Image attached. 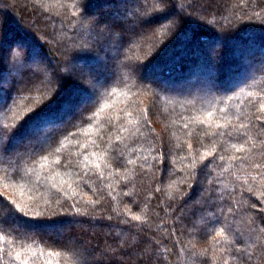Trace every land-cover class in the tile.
Returning a JSON list of instances; mask_svg holds the SVG:
<instances>
[{
  "label": "trees",
  "instance_id": "16d2710c",
  "mask_svg": "<svg viewBox=\"0 0 264 264\" xmlns=\"http://www.w3.org/2000/svg\"><path fill=\"white\" fill-rule=\"evenodd\" d=\"M8 1L0 264H264V0Z\"/></svg>",
  "mask_w": 264,
  "mask_h": 264
},
{
  "label": "rangeland",
  "instance_id": "374dc122",
  "mask_svg": "<svg viewBox=\"0 0 264 264\" xmlns=\"http://www.w3.org/2000/svg\"><path fill=\"white\" fill-rule=\"evenodd\" d=\"M10 2H12L13 4H15L12 8H15V11H16V14L20 17V20H22V22H24V24H26L27 26H28V28H29V30L30 31H33L35 34H36V36L37 37H39L40 39L42 38V36H38V29H34V26H32V25H34V24H32V25H30V24H28L27 22V19H32L35 15H36V13L35 14H33L31 11L29 12V13H26V11H24V9H22L21 7H19L18 5H16L17 4V2H15V1H13V0H9L8 1V3L9 4H12V3H10ZM42 7H43V9L45 10V11H48V10H51L52 9V2H50V1H47V0H43L42 1ZM102 9H107L108 7H109V5H105V6H100ZM27 8H29V6H27ZM26 15L28 16L27 18H26ZM17 24V23H16ZM12 26H14V24H12V23H10L9 25H8V29H10ZM17 26V25H16ZM26 26V27H27ZM37 30V31H36ZM17 31H19V29L17 28H15V30H14V32H17ZM14 32L12 31V33L14 34ZM19 32H21V31H19ZM10 33V32H9ZM22 33V32H21ZM18 34V33H17ZM26 34V33H25ZM23 34V37H25V38H27L28 36H26V35H28V34ZM12 35V34H11ZM11 35H9L10 37H11ZM10 37H8V40H9V38ZM14 37H15V35H14ZM23 41V40H22ZM18 47H20L22 50L25 48V43H22V42H17V44H16ZM0 51H1V48H0ZM7 51V53H9L10 54V50L9 49H7L6 50ZM55 56H57L56 54L54 55V53L52 52V51H50V52H48L47 53V55H45V56H43V57H41V59L39 58V62L40 63H42V64H45V63H47L48 62V60H53L54 59V57ZM36 58H38V57H36ZM61 58H63V57H61ZM34 60V59H33ZM54 63L56 62V60H54L53 61ZM85 67H86V69H88V70H91V69H93V68H95V69H98L99 68V66L96 64V65H94L93 67H92V65L90 64V65H86L85 64ZM77 69H83V67H82V65L81 66H79V67H77ZM76 69V70H77ZM85 71V70H84ZM87 71H85V75H87V73H86ZM11 74H12V77H15V78H20V75L18 74V72H16V71H13V72H11ZM90 79H92V77H89V76H85V77H83V83L85 82V84H89L90 85V87H92V90H94V92L96 91V90H98V88L102 85V82L100 81V85L99 84H94L93 82L91 83V80ZM8 82V85L10 84V80L9 81H7ZM7 85V86H8ZM6 86V87H7ZM92 96L93 95H91V96H89V97H86L84 100H82V105H84L86 102H88V100L90 99V98H92ZM0 101L3 103L4 102V100L1 98L0 99ZM80 109V107H78V108H75L74 110L75 111H78ZM66 117V119H68V117H70V116H65ZM158 127H162V123L161 124H158ZM45 130H47V128H45ZM47 230L48 231H50L51 230V228H47Z\"/></svg>",
  "mask_w": 264,
  "mask_h": 264
},
{
  "label": "snow or ice",
  "instance_id": "6c2138e0",
  "mask_svg": "<svg viewBox=\"0 0 264 264\" xmlns=\"http://www.w3.org/2000/svg\"><path fill=\"white\" fill-rule=\"evenodd\" d=\"M262 108H264V105H262ZM208 115H209V117H211L212 116V113H209ZM199 122L200 123H205V121H203V120H200ZM217 126L218 127H221V125H217ZM87 134L88 133L85 132V135H87ZM233 147L235 148L236 146L233 145ZM236 150L237 151H240L241 149L240 148H237ZM45 159H47V158H45ZM57 163H58V161H57ZM97 167H99V165H97ZM8 211L22 212L23 210L20 208V206L16 205V206H14L13 209H9ZM24 214L26 215V213H24ZM136 219H139V217H136ZM4 241H5V236L3 234H0V242H4ZM8 243H11V242L8 241ZM0 250H2V249H0ZM40 254L41 255H45V253L43 252V250L41 251ZM60 255H61L60 253L48 252L47 253V256L49 257V259L46 260L45 264H53V259L52 258L58 257ZM33 256H35V253H33ZM15 259L16 260H20V253H17L16 254ZM22 264H29V260L28 259L23 260L22 261ZM56 264H59V261L58 260L56 261Z\"/></svg>",
  "mask_w": 264,
  "mask_h": 264
}]
</instances>
